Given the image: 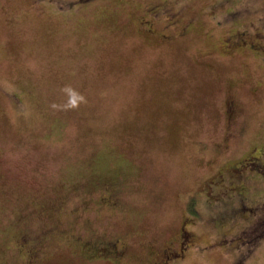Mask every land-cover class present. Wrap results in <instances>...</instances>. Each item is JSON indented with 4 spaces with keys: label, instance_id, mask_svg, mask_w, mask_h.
<instances>
[{
    "label": "rangeland",
    "instance_id": "obj_1",
    "mask_svg": "<svg viewBox=\"0 0 264 264\" xmlns=\"http://www.w3.org/2000/svg\"><path fill=\"white\" fill-rule=\"evenodd\" d=\"M242 34L258 51L224 52ZM252 145H264V0H0V264H28L17 233L29 264H111L76 237L122 240L121 264H149L185 219L197 247L184 264H264V236L249 243L264 180L249 184L256 217L193 196Z\"/></svg>",
    "mask_w": 264,
    "mask_h": 264
},
{
    "label": "flooded vegetation",
    "instance_id": "obj_2",
    "mask_svg": "<svg viewBox=\"0 0 264 264\" xmlns=\"http://www.w3.org/2000/svg\"><path fill=\"white\" fill-rule=\"evenodd\" d=\"M141 25L143 27L152 26L151 22L146 20L145 22H141ZM147 31L150 32L151 29L148 28ZM244 35L245 34H242L238 40H233L231 44L226 41L227 45L224 46V52L229 53L234 49L242 50L246 48L252 52H257L258 47L256 44L251 40H245ZM224 109L225 118L228 125H230L237 118V109L234 100L229 98ZM233 136H235V134L229 133L228 139L225 141L226 144L222 145V148L228 154L232 149V145L228 142L231 141L230 139ZM257 180H264V145H252L241 156L223 162L201 184V193L194 194L193 196L204 205V208H206L205 205L210 206L212 213H214L217 208H220L218 213L222 212L221 206L226 207L231 205L237 207V211L241 212L242 217L244 216V212H242L243 209L248 211L249 215L256 217L258 216L256 208L250 206V202L254 196L253 193L251 194L252 189L250 190L249 184ZM110 187L111 184L109 183L108 188L105 189L106 196L103 199L108 206L117 207L119 205V200L115 199L113 187L112 189ZM189 202L187 203V212L190 216L191 205H189ZM262 206L264 207V203ZM190 218H188V220H190ZM231 218L227 210L226 216L222 221H219L216 226L226 227L227 221L231 220ZM191 225L192 224L187 223V219L183 220L179 227L178 237L174 241H171L165 248L159 249L156 253V258L153 257L154 260L149 264H184L187 255L197 247V236L195 232L190 230L189 227ZM260 225L258 229L253 230L250 234L249 243L258 242L264 236V220ZM17 240L29 264L35 256V251L32 250V245L27 242L26 237L22 233H17ZM232 241L230 235H226L222 243L225 244ZM73 243L75 247L80 250L81 254L90 262L121 264L126 258L128 249V244L119 239L115 241H87L81 237H76ZM212 246L213 244L209 245V247Z\"/></svg>",
    "mask_w": 264,
    "mask_h": 264
}]
</instances>
